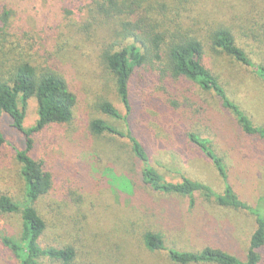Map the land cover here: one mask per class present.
Instances as JSON below:
<instances>
[{
  "label": "trees",
  "instance_id": "1",
  "mask_svg": "<svg viewBox=\"0 0 264 264\" xmlns=\"http://www.w3.org/2000/svg\"><path fill=\"white\" fill-rule=\"evenodd\" d=\"M66 2L70 4L65 7L71 9L64 10L59 35L54 40L57 49L52 54L37 48L40 36L15 26L20 18L19 8L8 0H0V117H7L23 136L24 149L15 148L14 156L25 185L22 202L0 194V216L18 214L22 220L20 239L3 234L1 244L11 251L18 264H42L43 260L75 264L78 250L68 241L69 224L59 216H72L78 210V203L91 196L93 183L84 179L89 176L129 197L142 187L153 195L185 198L193 209L200 202L198 195L203 203L216 210L243 213L255 221L244 260L213 247L197 252L178 251L173 249V243H168L163 231L152 227L141 234L148 252H166L172 264H264V196L255 206L242 200L229 181L224 158L215 152L209 136L193 129L195 120H200L198 125L201 126L210 121L207 109L195 111L186 119L180 111L193 109V100L216 97L244 135L264 142V126L257 125L233 97V91L227 87L231 81L225 83L226 72L218 63L226 59L234 66L240 65L264 85V64L256 63V46L251 44L264 43V8L255 10L256 15L248 11L244 20L236 22L240 26L235 31L234 23L217 14L219 5L215 0ZM72 45L78 51L87 48L83 54L99 63L126 110L122 116L113 101L96 100L97 110L124 121L127 128L120 131L104 120L94 119L89 123V132L95 138H109L113 144H118V150L131 164L128 172L130 175L137 173L138 177L117 176L106 166L100 167V173L84 151L70 149L66 159L59 161L67 163L65 170L61 168L66 175L74 176L68 188L75 190L62 199H51L49 210L56 212L52 230L37 205L55 191L56 178L45 163L36 161L31 153L35 149L36 136L74 122L77 96L67 76L53 63L56 56L68 60L73 52L68 48ZM32 102L36 104L37 113L34 125L28 127ZM139 110L146 113L152 123L161 122L162 127L206 155L224 183L223 192L176 169L178 155L174 152L169 154L173 162L168 171L170 176L159 170V159L152 158L129 123L133 112ZM207 129L210 131L208 126ZM4 145L6 139L0 126V150ZM125 167L122 168L127 171ZM92 174L97 175V179ZM83 234L87 241L88 235ZM51 235L54 244L48 242Z\"/></svg>",
  "mask_w": 264,
  "mask_h": 264
},
{
  "label": "rangeland",
  "instance_id": "2",
  "mask_svg": "<svg viewBox=\"0 0 264 264\" xmlns=\"http://www.w3.org/2000/svg\"><path fill=\"white\" fill-rule=\"evenodd\" d=\"M19 8L20 18L15 26L20 30H29L41 37L37 48L44 53H55V38L59 35V27L65 16L64 10L71 9L66 0H8ZM219 5L217 14L223 15L232 28L238 30V23L249 13L264 8V0H215ZM81 5V4H79ZM65 8H62V7ZM252 16V15H251ZM26 20V23L25 21ZM33 43V42H32ZM256 63L264 64V43L253 44ZM83 49V50H82ZM87 49V48H85ZM84 48L70 46L73 51L67 60L61 56L53 63L67 76L71 90L76 94L78 104L72 125L53 127L47 133L36 136L35 149L31 153L38 162L45 163L48 171L56 178L51 196L38 203L49 226L54 225L56 212L49 210L52 198L62 199L69 191L73 175H66L65 161L70 149L84 151L90 156L92 163L100 167H110L117 176L130 175L128 158L118 150V144H113L109 138L92 136L89 123L101 119L111 124L117 130L126 131L122 120L112 118L96 109V100L109 99L113 101L122 116H125L120 99L113 89L109 77L103 72L95 60L91 59ZM217 59L215 55H211ZM222 71L226 72L225 83L233 97L253 118L257 125L264 126V85L262 81L240 65L234 66L228 60L218 62ZM228 80V81H226ZM206 102H205V101ZM193 100V109L183 113L182 118L192 116V113H206L210 121L204 126L195 120L193 129L208 135L212 147L219 157L224 158L228 168L229 181L242 200L255 206L264 196V142L244 135L228 112L221 106L216 97ZM37 107L32 102L28 112V127L34 125ZM134 111L129 118L131 128L139 140L146 146L153 159H159V170L169 175L172 161L169 154L178 155L176 169L212 186L218 192H223L224 183L216 171L212 161L199 149L183 138H178L170 129L162 127L161 122L152 123L146 113ZM206 115V116H207ZM211 115V117H210ZM0 126L5 135L6 145L0 150V194L5 193L16 201L24 200L25 185L20 174L14 149H24V139L11 125L7 117H0ZM207 126L210 128L208 131ZM209 132V133H208ZM120 142V141H119ZM125 143L123 141L120 142ZM113 144V145H112ZM60 166V169L58 168ZM125 167L124 170L122 167ZM63 169H62V168ZM66 175L64 178L63 176ZM93 175V174H92ZM97 179V175H93ZM85 180L92 182L91 196L78 203V210L72 216H59L69 224L71 233L68 241L78 250L75 264H172L165 252H148L142 244V236L146 228H156L163 231L173 249L184 252H197L206 247L225 250L244 260L249 240L255 230L253 217L243 213L216 210L199 199L198 205L190 208L189 200L181 197H163L153 195L144 188L138 187L136 194L126 196L102 183L93 181L87 176ZM68 188V189H67ZM67 189V190H66ZM54 195V196H53ZM81 197V196H80ZM75 199V198H74ZM77 200V199H75ZM205 204V205H204ZM77 203L75 204V206ZM22 220L20 215L0 216V236L7 235L20 239ZM53 230V228H52ZM63 233V232H62ZM87 234V241L84 234ZM50 235V229H49ZM62 238V234H60ZM54 244V236L48 238ZM264 260V252H263ZM0 264H18L15 256L5 248L0 241ZM42 264H54L43 260Z\"/></svg>",
  "mask_w": 264,
  "mask_h": 264
}]
</instances>
